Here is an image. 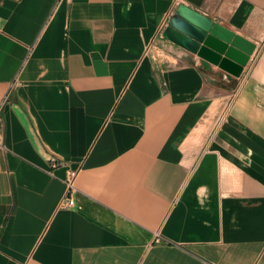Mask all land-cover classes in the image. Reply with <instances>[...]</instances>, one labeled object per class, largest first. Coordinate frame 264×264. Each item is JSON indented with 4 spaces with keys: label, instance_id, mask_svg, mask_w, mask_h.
Here are the masks:
<instances>
[{
    "label": "crops",
    "instance_id": "obj_1",
    "mask_svg": "<svg viewBox=\"0 0 264 264\" xmlns=\"http://www.w3.org/2000/svg\"><path fill=\"white\" fill-rule=\"evenodd\" d=\"M0 118V264H264V0H0Z\"/></svg>",
    "mask_w": 264,
    "mask_h": 264
},
{
    "label": "water",
    "instance_id": "obj_2",
    "mask_svg": "<svg viewBox=\"0 0 264 264\" xmlns=\"http://www.w3.org/2000/svg\"><path fill=\"white\" fill-rule=\"evenodd\" d=\"M164 37L210 63L219 64L222 69L234 74L239 70L231 66L223 55H233V47L229 48V44L240 46L242 40L232 37L196 10L184 5L178 7L164 31Z\"/></svg>",
    "mask_w": 264,
    "mask_h": 264
},
{
    "label": "built area",
    "instance_id": "obj_3",
    "mask_svg": "<svg viewBox=\"0 0 264 264\" xmlns=\"http://www.w3.org/2000/svg\"><path fill=\"white\" fill-rule=\"evenodd\" d=\"M163 31L162 29L159 31L158 35L153 39V41L148 45L146 52L149 54L153 52L156 48L157 41L160 38H163ZM3 143V121L0 118V145ZM77 176L76 171H72L68 177V180L66 182V193L62 200L60 201V208L63 209H70V208H75L77 206V203L74 198V194L76 192V188L74 186V181Z\"/></svg>",
    "mask_w": 264,
    "mask_h": 264
}]
</instances>
